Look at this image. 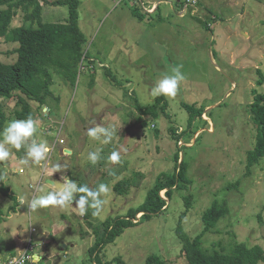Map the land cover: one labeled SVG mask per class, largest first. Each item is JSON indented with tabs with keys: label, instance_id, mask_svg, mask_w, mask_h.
Here are the masks:
<instances>
[{
	"label": "rangeland",
	"instance_id": "obj_1",
	"mask_svg": "<svg viewBox=\"0 0 264 264\" xmlns=\"http://www.w3.org/2000/svg\"><path fill=\"white\" fill-rule=\"evenodd\" d=\"M76 1L85 37L82 61L68 78L56 75L53 99L43 108L30 103L37 132L29 143H45L47 157L24 164L25 148L6 145L10 157L0 163V264L26 250L41 256L39 264H147L152 256L163 264H187L177 229L189 238L200 235L202 214L214 201L228 213L202 235V247L241 242L264 251V157L246 174L256 135L249 106L264 94V0H183L196 2L198 11L188 6L182 16V0H149L156 2V13H147V0ZM67 17L66 6L42 5L44 23ZM11 22L22 25L21 14ZM16 48L0 38V61L14 63ZM177 67L185 77L177 96L154 97L156 83ZM152 106L157 116L141 113ZM1 111L6 120L0 133L18 120L20 107L3 99ZM100 126L115 131L111 143L89 135ZM97 149L101 158L92 164L88 154ZM112 151L120 153L119 163L108 160ZM175 155L186 166L184 190L173 191L169 200L165 190L159 192L166 200L159 215L139 219L138 213L133 224L118 235L109 231L106 245L91 253L103 239V222L123 219L142 205L148 190L172 171ZM62 177L92 189L108 186L98 217L93 209L79 214L80 193L64 208L30 211L31 199L56 191L49 181L64 184ZM122 180L131 186L117 195L113 187Z\"/></svg>",
	"mask_w": 264,
	"mask_h": 264
},
{
	"label": "trees",
	"instance_id": "obj_2",
	"mask_svg": "<svg viewBox=\"0 0 264 264\" xmlns=\"http://www.w3.org/2000/svg\"><path fill=\"white\" fill-rule=\"evenodd\" d=\"M180 2L179 8L190 6L188 2L183 0ZM45 4L66 6L68 17L65 22H42L41 11L42 5ZM78 6L76 0H0V38L17 45L14 63L0 61V128L6 120L1 111L3 99H13L20 107V111L15 112L18 120L27 119L32 117L31 102L43 108L53 99L50 88L56 75L68 78L76 73L84 55L85 43V37L79 27ZM156 12L157 10L154 13ZM19 14L22 17V25L14 27L11 20ZM260 83L261 80L258 84ZM186 108L192 113L191 106ZM249 112L256 128V135L254 147L247 152L246 174H249L251 168L264 157V94L254 96ZM141 113L154 117L158 112L152 106ZM202 114L203 110L197 112L198 117ZM172 136L175 137L173 133ZM129 180L117 182L113 187L114 192L117 195H126L131 186ZM181 183L183 187L180 186ZM188 183L185 163L179 161L178 155H175L172 171L159 178L157 184L148 190L142 205L130 209L123 219L110 217L111 219L103 222V239L91 247V253L102 243L103 246L106 245L104 240L109 239V231L113 235H118L123 227L133 224V219L138 213H143L139 219L159 215L166 206V200L160 197L159 192L165 190L164 196L169 200L173 191L184 190ZM2 193L8 194V190L2 189ZM189 197L191 198L190 194L184 196L187 208L190 203ZM227 213L228 208L224 203L214 201L202 214L203 230L200 235L189 238L180 228L177 229V235L181 240L180 255L187 264H264V251L259 246L247 247L239 242L229 248L202 247V235L211 228L214 229ZM147 264L163 263L158 257L152 256Z\"/></svg>",
	"mask_w": 264,
	"mask_h": 264
},
{
	"label": "clouds",
	"instance_id": "obj_3",
	"mask_svg": "<svg viewBox=\"0 0 264 264\" xmlns=\"http://www.w3.org/2000/svg\"><path fill=\"white\" fill-rule=\"evenodd\" d=\"M193 6V4L191 5ZM185 79L184 74L181 72L180 67L173 69L172 75H165L160 79L155 87L152 89V95L165 96V97H176L178 94V89L180 82ZM37 132V121L32 117H28L23 120H12L8 123L7 127L4 128L0 135L3 136V140L0 141V163L7 161L10 157V151L6 145H11L15 149L19 150L22 147L26 150V159L22 161L24 164H28L29 159L33 163H40L45 160L49 148L45 143L37 144L34 141L29 143V140L34 137ZM115 131L108 127H94L89 129V135L96 140H99L101 144L107 145L112 142L115 135ZM101 149H97L94 152L88 154V160L92 164H96L100 157ZM108 160L112 163H119L121 161V156L118 151H112ZM59 168V165H57ZM64 181L63 187L59 189L56 187V191H50L45 195H40L31 199L28 203V207L31 212H35L41 208H48L50 206H56L64 208L66 206L72 205L75 200L74 194H82L79 199L76 200V208L79 210L81 216L85 215L89 209H93V216H99L103 210L105 200L102 199V194H107L109 188L106 184H100L97 189H92L88 185H79L75 181H70L62 177ZM91 198V202L90 199ZM20 205H25V200L23 197L18 198ZM30 261V264H39L42 260L41 256L38 254H33L31 257L26 258ZM21 264H24L23 259Z\"/></svg>",
	"mask_w": 264,
	"mask_h": 264
},
{
	"label": "crops",
	"instance_id": "obj_4",
	"mask_svg": "<svg viewBox=\"0 0 264 264\" xmlns=\"http://www.w3.org/2000/svg\"><path fill=\"white\" fill-rule=\"evenodd\" d=\"M131 2H132V0H130ZM146 4L149 6L150 5V7H148V10H146V11H148L147 13H154L156 10H158V9H156V2H151V1H149V0H147L146 1ZM195 5H196V2H195V4L193 5V6H189V7H191L192 8V11H193V13L195 14V13H197V9L195 8ZM144 6V5H143ZM145 8V7H144ZM186 8L187 7H182L180 10L182 11V12H178L177 11V13H180V14H178V16H182L184 13H185V11H186ZM66 150H68V149H65L63 152L64 153H66ZM70 152H71V149L69 150ZM63 152H62V150L59 152V154H63ZM72 153V152H71ZM70 153V154H71ZM66 178V177H65Z\"/></svg>",
	"mask_w": 264,
	"mask_h": 264
},
{
	"label": "built area",
	"instance_id": "obj_5",
	"mask_svg": "<svg viewBox=\"0 0 264 264\" xmlns=\"http://www.w3.org/2000/svg\"><path fill=\"white\" fill-rule=\"evenodd\" d=\"M31 257L29 254V250H26L24 253H20L15 257H9L4 261V264H21V260L23 259L24 264H30L26 258Z\"/></svg>",
	"mask_w": 264,
	"mask_h": 264
},
{
	"label": "water",
	"instance_id": "obj_6",
	"mask_svg": "<svg viewBox=\"0 0 264 264\" xmlns=\"http://www.w3.org/2000/svg\"><path fill=\"white\" fill-rule=\"evenodd\" d=\"M66 153H68V154H70L71 152L69 151V150H66ZM49 184L51 185V186H53L55 189H56V187L59 189L60 187H63V183H61L60 181H49ZM141 215H143V213L141 214Z\"/></svg>",
	"mask_w": 264,
	"mask_h": 264
},
{
	"label": "bare ground",
	"instance_id": "obj_7",
	"mask_svg": "<svg viewBox=\"0 0 264 264\" xmlns=\"http://www.w3.org/2000/svg\"><path fill=\"white\" fill-rule=\"evenodd\" d=\"M7 258L4 259V261L6 260Z\"/></svg>",
	"mask_w": 264,
	"mask_h": 264
}]
</instances>
